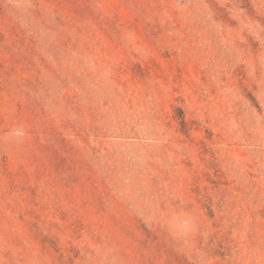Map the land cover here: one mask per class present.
<instances>
[{"label":"rangeland","instance_id":"374dc122","mask_svg":"<svg viewBox=\"0 0 264 264\" xmlns=\"http://www.w3.org/2000/svg\"><path fill=\"white\" fill-rule=\"evenodd\" d=\"M0 264H264V0H0Z\"/></svg>","mask_w":264,"mask_h":264}]
</instances>
